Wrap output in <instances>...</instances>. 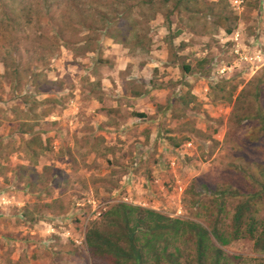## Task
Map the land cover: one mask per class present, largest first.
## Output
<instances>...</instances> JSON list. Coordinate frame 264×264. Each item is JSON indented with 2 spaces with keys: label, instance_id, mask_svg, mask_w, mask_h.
<instances>
[{
  "label": "rangeland",
  "instance_id": "1",
  "mask_svg": "<svg viewBox=\"0 0 264 264\" xmlns=\"http://www.w3.org/2000/svg\"><path fill=\"white\" fill-rule=\"evenodd\" d=\"M9 1L0 0V12L13 10L22 24L15 30L0 16V56L14 44L18 68L3 75L0 65V264H112L81 240L86 228L106 225L104 213L127 195L204 226L211 208L225 227L236 204L256 194L239 232L264 219V0H242L237 9L231 0ZM81 18L94 29L98 19L111 22L108 35L126 47L114 45L107 31L82 30ZM233 30L247 61L233 54ZM79 38L93 52L82 53ZM134 92L144 95L137 108L128 100ZM135 110L146 119L135 118L141 124L129 129L122 123ZM109 122L114 131H103ZM33 136L43 151L36 141L34 154L24 148ZM162 140L171 148L191 145L177 155ZM13 204L25 207L32 222L17 219ZM164 239L166 252L178 250L179 264H193L186 236ZM161 246L162 240L156 250ZM227 251L239 259L226 264L264 259V249L253 250L247 237ZM144 261L167 264L150 254Z\"/></svg>",
  "mask_w": 264,
  "mask_h": 264
},
{
  "label": "trees",
  "instance_id": "2",
  "mask_svg": "<svg viewBox=\"0 0 264 264\" xmlns=\"http://www.w3.org/2000/svg\"><path fill=\"white\" fill-rule=\"evenodd\" d=\"M13 1L14 0H10L8 6H11ZM61 1L65 2L66 0ZM87 1L89 2L90 0ZM184 2L187 5L190 2L194 3L195 0H186ZM100 3L101 2L99 1L98 5H100ZM143 3L145 2H141V4ZM53 4L58 5L59 1L54 0ZM177 4H179V0L177 1ZM209 10L211 11L212 9L209 8ZM20 11H23V8L20 9ZM60 11H65V9ZM62 13V15H66L65 12ZM0 16L2 20L1 23H5V25L10 28L14 27L15 30L17 26L19 27L20 24H22V20L19 19V16L15 14L13 10H10L9 12L3 10L0 12ZM27 16L22 15L24 19L28 20ZM48 19L52 20V16H49V14ZM84 21L85 18L84 20L81 18L80 23H77L81 29L83 28L82 30L88 33L93 30L107 31L106 35L109 38L112 37L113 41L114 36L111 32L108 35L110 30L107 29V26H109L111 22H102L98 19L97 22H100V26L94 29L87 26L91 25L90 22L85 21L86 24L88 23L86 25ZM220 24H222L220 19H216L214 25L219 26ZM3 29L5 32L7 31L6 27L2 28V30ZM230 30L231 29L226 28L224 32L229 33ZM53 34L54 36H49L48 38V41L51 42L52 46L50 51L54 50L56 47V33L53 32ZM57 38L62 44H67L63 39V35H59ZM135 38L137 39L139 37L136 35ZM79 39L81 40L79 42L83 43L81 48L82 53H87L89 51L93 52V50L89 48L90 43H86L85 45V39ZM113 42L114 44H121L122 47H126L124 41ZM65 44L64 47H66ZM59 46L62 45H58V47ZM10 47L11 51L4 49L2 52L3 57L2 55L0 56V65L4 69L3 75H6L7 67H11L13 75H16L18 72V68L16 69V66H13V58L10 56L11 53L14 54L17 51V46H14L13 44V46ZM179 70L182 76H187L190 68L189 66L183 65ZM47 85L49 86L47 89H51V92H59L61 89V86L55 82H47ZM187 94L188 93L185 95ZM131 95L134 98L144 96L143 93L140 92H134ZM176 95H179L178 99L180 101H183L184 97L187 98L186 96L181 97L182 95L178 93ZM134 115L139 119L144 117L143 114L134 113ZM22 134L25 135L26 133L21 132V135ZM34 141L37 142L35 148L41 151L45 149V147H42L40 139L33 136L24 142V148L28 149L29 153H35L34 150L30 149V146ZM172 147L176 146L173 145ZM19 179L20 178H16L15 182H18ZM26 184L28 185V183ZM32 184H34V182L31 183V185ZM256 196V194H252L251 196L243 197L242 200L236 204L233 210L234 213H232L230 218L231 223L229 222V226H225L228 229H226L224 225L218 223V214L211 208H207L206 211L203 212L206 213L207 216L206 226H204L201 222H194L192 220L183 219L182 217L170 218L150 209L131 206L116 201L115 206L104 213L108 220L106 225L100 226V228L94 226L86 228L83 234V242L88 248L89 253L97 258L107 257L112 261V264H144V256L147 254H150L153 259L161 258V260H164L167 264H179L177 260L179 252L176 248H174L173 252H166L168 242L164 239V234H170L172 237L183 235L186 236V241L189 242L188 244H190L193 249V264H226L232 260L236 261L239 259L238 255L231 254L227 250L234 251V241L241 239L242 237H247L252 242L253 250L257 251L264 249V219L256 224H253V219H251L246 229L241 233L239 232L240 224L242 223V216L250 207L249 200H252L253 197ZM21 207H15V216L17 219L26 222L27 220H30L27 215L28 211L25 207ZM29 222L32 221L30 220ZM161 240L162 246L156 250L155 244L159 243ZM258 264H264V259H261Z\"/></svg>",
  "mask_w": 264,
  "mask_h": 264
},
{
  "label": "built area",
  "instance_id": "3",
  "mask_svg": "<svg viewBox=\"0 0 264 264\" xmlns=\"http://www.w3.org/2000/svg\"><path fill=\"white\" fill-rule=\"evenodd\" d=\"M241 2H242V0H231L230 1V3H231V5L233 6V7H235L236 9L239 7V5L241 4ZM229 40L228 41H230L231 43H232V48H234L233 49V54H235V56H237L238 57V59H241V60H245V61H247V58H246V56H244V55H242V54H240V49L239 50H237L236 48H237V40L239 39V32H238V30H233L232 32H231V34L229 35V38H228ZM239 51V52H238ZM252 59V58H251ZM224 70H225V67H220V68H218V74H222L223 72H224ZM201 91H202V93L203 94H206L207 93V86L205 85V87H203L202 89H200ZM162 144H163V146H165V145H167L163 140H162ZM191 144H190V142H186L182 147H183V149L184 148H186V147H189ZM179 150V148L178 149H176V150H174V152L177 154V155H180V152L178 151ZM175 159V158H174ZM174 159H170V158H168L167 159V164L169 165V166H173V160ZM167 165V166H168ZM132 177V176H131ZM131 182H132V179H131ZM116 201H119L120 203H125V204H127V205H131V206H138V207H146L145 205V203H143V202H141V201H139V200H136V199H132L130 196H122L121 198H120V200H116ZM8 203V202H7ZM15 207H20V206H17L16 204H13ZM81 241H83V238H82V240Z\"/></svg>",
  "mask_w": 264,
  "mask_h": 264
},
{
  "label": "crops",
  "instance_id": "4",
  "mask_svg": "<svg viewBox=\"0 0 264 264\" xmlns=\"http://www.w3.org/2000/svg\"><path fill=\"white\" fill-rule=\"evenodd\" d=\"M115 45V44H114ZM129 96V95H128ZM127 97V96H126ZM132 98H133V100L131 101V99L129 98L128 100L130 101V105H132V108H137V107H139L137 104H139L140 102L142 103V97H133V96H131ZM140 99V100H139ZM124 108V107H123ZM132 108L130 107H128V109H130V111H134V110H132ZM136 112H135V114H139L138 112H137V110H135ZM129 118H128V123H122V124H125V125H127L128 124V128L130 129V127H135V126H137V125H140L141 123H139V122H134V120H136L135 118H137V117H135V115H134V113L132 112L131 114H130V116H128ZM144 117H142V118H140V119H143ZM137 119H139V118H137ZM144 119H146V118H144ZM148 119V122H150V119L149 118H147ZM72 120H70V121H68L69 123L71 122ZM132 122V123H131ZM129 123H131V124H129ZM110 124H113L112 122H109V123H107V125H105L104 127H102L103 128V131H105V132H107L108 130H113L114 128H112V127H109V125ZM144 124V123H143ZM148 124V123H147ZM52 125V124H51ZM71 125V124H70ZM29 126H31L32 127V125H30L29 124ZM111 128V129H110ZM128 128H123V130H125V132L127 131V129ZM114 131V130H113ZM145 133V132H144ZM40 135H41V133H39ZM39 134H37V135H39ZM156 179V178H155ZM3 235H6V234H3Z\"/></svg>",
  "mask_w": 264,
  "mask_h": 264
},
{
  "label": "clouds",
  "instance_id": "5",
  "mask_svg": "<svg viewBox=\"0 0 264 264\" xmlns=\"http://www.w3.org/2000/svg\"><path fill=\"white\" fill-rule=\"evenodd\" d=\"M165 143L167 144V145H165V146H163V147H165V149L166 150H168V151H171L172 150V152H174V150H176V149H180V148H183L182 146L185 144H182L180 147H174V148H171L169 145H168V141H165ZM175 153V152H174ZM175 158V157H174ZM155 181H156V179H155ZM144 203V202H143ZM146 207H141V208H145V209H149L148 208V204H146L145 205ZM136 207H138V206H136Z\"/></svg>",
  "mask_w": 264,
  "mask_h": 264
}]
</instances>
